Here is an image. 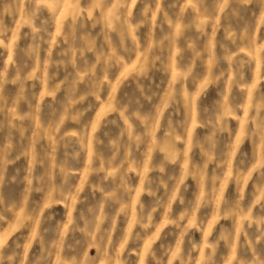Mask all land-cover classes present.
Masks as SVG:
<instances>
[{
    "label": "rangeland",
    "instance_id": "374dc122",
    "mask_svg": "<svg viewBox=\"0 0 264 264\" xmlns=\"http://www.w3.org/2000/svg\"><path fill=\"white\" fill-rule=\"evenodd\" d=\"M0 254L264 264V0H0Z\"/></svg>",
    "mask_w": 264,
    "mask_h": 264
},
{
    "label": "clouds",
    "instance_id": "9594fccd",
    "mask_svg": "<svg viewBox=\"0 0 264 264\" xmlns=\"http://www.w3.org/2000/svg\"><path fill=\"white\" fill-rule=\"evenodd\" d=\"M250 2H251V0H237V3H242V4H247ZM138 87H140L142 90V86L138 85ZM138 102L139 101H135V103H138ZM29 184L31 185V180H29ZM4 259H5V257L2 254H0V264H3ZM8 259L11 260L12 257H8Z\"/></svg>",
    "mask_w": 264,
    "mask_h": 264
}]
</instances>
